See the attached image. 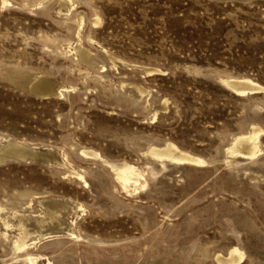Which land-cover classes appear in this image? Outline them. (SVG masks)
<instances>
[{
    "label": "rangeland",
    "instance_id": "rangeland-1",
    "mask_svg": "<svg viewBox=\"0 0 264 264\" xmlns=\"http://www.w3.org/2000/svg\"><path fill=\"white\" fill-rule=\"evenodd\" d=\"M10 141L0 264H264V0H0Z\"/></svg>",
    "mask_w": 264,
    "mask_h": 264
},
{
    "label": "bare ground",
    "instance_id": "bare-ground-1",
    "mask_svg": "<svg viewBox=\"0 0 264 264\" xmlns=\"http://www.w3.org/2000/svg\"><path fill=\"white\" fill-rule=\"evenodd\" d=\"M247 80V79H246ZM230 81V80H229ZM248 81H251V80H248ZM244 82V81H243ZM240 83L242 84V81H240ZM253 83V82H252ZM48 83H45L44 82H39L37 85H35V87L37 88H40L41 87L43 88V91H49V92H52L50 90V88L48 87L47 85ZM226 84L229 85L230 87L234 88L237 92L239 93H245L247 90H254L255 88H258L257 86L256 87H250L248 85V87L245 85V82H244V85L246 87L244 88H239L237 86H235L236 83H232V82H228L226 81ZM240 84V86H242ZM252 85V84H250ZM35 89V88H34ZM52 89V88H51ZM42 94H44V92H42ZM47 94V93H46ZM241 95V94H240ZM244 136V135H242ZM258 133L254 134V135H245V137H241L240 139H242L241 141L244 142V141H249L247 146L249 145L250 141L252 143H250L249 147L252 145L253 147L249 148V151L247 152V154L249 155H252V154H257L253 151V149L256 147V140L258 139ZM240 141V142H241ZM22 142V141H20ZM20 142H16V141H10L8 142L7 144H3L2 146H0V161L3 159H5L7 157V155H11V154H18V155H22L23 157L28 154V150L23 147V145L20 143ZM239 142V141H238ZM246 144V142H245ZM27 145V144H26ZM31 149V148H30ZM248 149V148H247ZM260 150V149H259ZM233 153L234 152H237V151H232ZM238 152H242V151H238ZM90 153V152H89ZM92 153V152H91ZM90 153V154H91ZM153 155L159 157L160 159L161 158H166V159H169L171 161H177V162H180V163H188V164H200V163H203L204 160H202V158H199L198 156H192V155H189L187 153H184L182 151H180L179 149L175 148L173 145H168L166 149L164 150H154L153 151ZM88 154V153H87ZM93 155H96V156H99L97 153H92ZM89 155V154H88ZM31 156V155H30ZM32 156H35L33 155L32 153ZM91 156V155H90ZM94 156V157H96ZM247 157V155H245ZM255 156V155H254ZM86 157V156H85ZM92 157V156H91ZM31 159V158H30ZM13 160V159H12ZM2 163V162H1ZM195 165V166H197ZM113 170H115V174L117 175V178L118 180H120V182L122 183V187H125V188H129V183L130 181L132 182H137L139 180V178L141 177L142 178V174L141 172L137 171V169H135L134 167L132 168L131 166H125V167H115L113 166L112 167ZM78 177V176H77ZM82 179V178H81ZM84 179V178H83ZM143 179V178H142ZM117 181V180H116ZM86 184V182H85ZM146 184V183H145ZM133 187V186H132ZM142 188V187H141ZM131 190V189H130ZM136 191V189H135ZM80 207V206H79ZM6 227H8V223L5 221L4 223ZM24 223L22 221H20V223L18 224L20 226V233L18 234V237L15 238L16 241H15V248L16 250L18 251H21V250H25L27 249L28 247V243H27V239L26 237H28L30 235V232L26 229L25 225H23ZM6 235V232L4 233ZM32 235V233H31ZM24 252V251H23ZM236 252H240L238 251V249H233L231 251L230 254L232 253H236ZM242 253H239V258H242L243 255H241ZM34 256V255H33ZM29 258V257H28ZM237 258V256H236ZM36 257H33V258H29V261L31 262V264H36ZM40 259V258H39ZM243 259V258H242ZM242 259L241 262H242ZM239 260V262H240ZM237 259H231L227 262V264H238L237 263ZM226 264V263H225ZM241 264V263H240Z\"/></svg>",
    "mask_w": 264,
    "mask_h": 264
}]
</instances>
